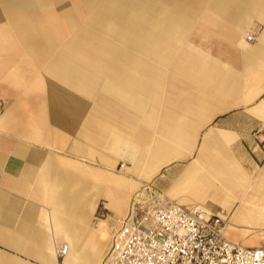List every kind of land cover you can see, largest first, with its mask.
I'll list each match as a JSON object with an SVG mask.
<instances>
[{
  "label": "crops",
  "instance_id": "obj_1",
  "mask_svg": "<svg viewBox=\"0 0 264 264\" xmlns=\"http://www.w3.org/2000/svg\"><path fill=\"white\" fill-rule=\"evenodd\" d=\"M148 188L264 247V0H0V264H100Z\"/></svg>",
  "mask_w": 264,
  "mask_h": 264
},
{
  "label": "built area",
  "instance_id": "obj_2",
  "mask_svg": "<svg viewBox=\"0 0 264 264\" xmlns=\"http://www.w3.org/2000/svg\"><path fill=\"white\" fill-rule=\"evenodd\" d=\"M231 215L224 208L212 213L164 201L148 188L133 196L100 264H264V247L226 237ZM67 252V244L57 250L61 257Z\"/></svg>",
  "mask_w": 264,
  "mask_h": 264
}]
</instances>
